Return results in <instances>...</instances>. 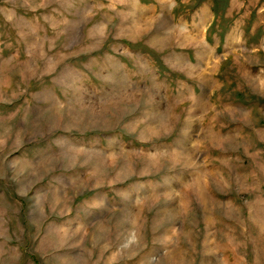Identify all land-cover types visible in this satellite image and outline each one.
I'll list each match as a JSON object with an SVG mask.
<instances>
[{"label": "rangeland", "instance_id": "obj_1", "mask_svg": "<svg viewBox=\"0 0 264 264\" xmlns=\"http://www.w3.org/2000/svg\"><path fill=\"white\" fill-rule=\"evenodd\" d=\"M0 264H264V0H0Z\"/></svg>", "mask_w": 264, "mask_h": 264}]
</instances>
